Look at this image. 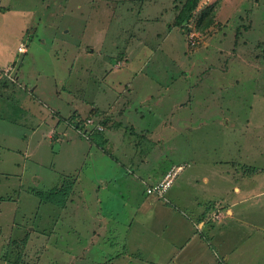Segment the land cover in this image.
Here are the masks:
<instances>
[{
	"label": "rangeland",
	"instance_id": "obj_1",
	"mask_svg": "<svg viewBox=\"0 0 264 264\" xmlns=\"http://www.w3.org/2000/svg\"><path fill=\"white\" fill-rule=\"evenodd\" d=\"M183 2L0 0V56L14 57L0 59V264H119L112 257L138 202L115 178L134 169L146 180L191 160L231 167L226 198L235 205L222 211L251 224L228 237L226 264H264V0H201L181 27ZM128 106L158 134L128 133ZM86 120L106 139L119 137L120 148L87 141L95 130ZM130 141L135 158L121 153ZM137 189L153 195L145 184ZM50 190L59 191L53 203ZM160 201L169 205L166 195ZM99 213L110 230L93 237ZM168 227L157 243L129 231L130 248L151 253L143 262L135 252L133 264L211 258L206 236L201 249L185 228L183 244L168 249Z\"/></svg>",
	"mask_w": 264,
	"mask_h": 264
},
{
	"label": "crops",
	"instance_id": "obj_2",
	"mask_svg": "<svg viewBox=\"0 0 264 264\" xmlns=\"http://www.w3.org/2000/svg\"><path fill=\"white\" fill-rule=\"evenodd\" d=\"M20 34V37L22 38V32ZM0 59H3L4 62L9 63L10 60L14 59V57L8 51L7 54L0 56ZM16 78H18V74L15 76V79ZM128 110L130 120H128L129 125L127 130L130 131L127 132L131 133L132 135L135 134L142 136H154V133L156 131L149 130V123L144 122V124H142V120L146 118L145 115H143L141 112L136 111L135 108H130L129 106ZM109 113H111V110ZM131 113H133L134 116H131ZM73 115V117H80L78 112ZM75 122L79 121L76 120ZM141 125H144L145 127ZM111 126L112 122L109 121L107 128ZM75 127L78 128V125L76 124ZM112 127L118 128L119 125H117V122L115 121V124ZM112 129L110 130V133ZM156 134L158 133H155V135ZM56 135L57 133H55V136ZM53 138V136L50 137V139ZM103 138L105 139L104 144H112L113 148H120L118 146L119 137L116 138V135L114 133H112L111 136L108 137V139H106V137H103L102 135V141ZM60 139L66 140L67 142H70L72 140L73 142H77L75 141V139H73V137H69L65 133L60 136ZM159 139L161 140L162 138L159 137ZM77 140L80 141L79 143L82 142L78 138ZM87 141H90V139H88ZM133 146L135 147V151L132 149ZM128 148H130V150H128L127 153H121L124 155H130L131 158H135L134 153L137 152L136 145H133L130 141L128 142ZM223 163H195V160H191L190 163L187 164L183 163L185 167L182 168V170L177 174L165 194L167 196L166 203L169 204L168 206L160 201V199H165V195L164 197H158L155 194H141L140 192H138L137 188L140 187L142 183L150 189L151 186L156 185L163 178V176L175 165L172 164L170 168H164L163 171H159L158 173L154 174L152 178L148 177L146 178V180L137 175L138 173L137 171L135 172L134 169L127 170L126 175L117 176L115 178L116 182H124L129 186V188L125 191L128 199L135 200L136 202H138V204L134 207V216L129 219V227L127 228V231L124 232L125 240L123 242L124 246L123 248H121L122 251L113 256L112 260L117 262L121 261L119 264H133V254H135V252H138L140 254L139 261H147L145 259H147L151 253L149 252L147 254V251L143 249L142 245H138L137 248L134 247V250L130 248L131 240L129 239V231H133V234L137 235L136 242H140L143 237L147 236L148 239H150L154 243H157L159 239H161V232H163V229L161 228L169 226L167 232L169 233L170 237L168 235V239H165L164 241L162 240V243L167 241L166 244L168 249H174L176 248V245L183 244L184 238H181V236L182 234H184V230L186 232H189V236L192 240H199V244L196 243V246L200 248L202 247L201 245H203L200 240L201 235H205L214 253L213 255L211 254V258L208 261H204V264H226L230 258L228 237L234 231L241 229L240 227L245 228L248 226L247 224L250 223L244 222L243 220H236L234 218V215L236 214L234 211L230 210L227 213H224L222 211V203H227V206L235 205V203H230V197L226 198V194L229 196L231 192V187L229 184H227L231 182V167L230 169H227L226 163ZM199 168L207 169L202 170ZM130 174L133 175V177H131ZM64 181L67 180L64 179ZM98 186L99 185H97V187ZM100 186L101 188L105 187V185ZM99 188L100 187H98L97 192L100 193ZM236 190L237 192L239 191V189ZM213 203L218 207L213 208ZM183 208H188L189 210H191V214L193 217L188 215L186 216V214L182 211ZM210 208L212 209L208 210ZM209 211H213V214L211 213L210 215V218L215 220L213 224H211V220L209 219V216H207V212ZM73 215L74 217L77 216L75 212ZM161 216L164 220H167L170 223L167 224L166 222V224L159 225L158 222L161 221ZM74 217L71 213V219H73ZM94 219H98L100 223L99 226H96L97 229L93 230V237H96V235H105L110 230L107 226L109 220L107 221L105 217H102V215H100V213L96 215ZM155 227H160V230H157ZM183 228L185 229L183 230ZM192 228L195 230V235L191 232ZM197 234L200 236H197ZM69 257L72 260H76L78 256L76 254L72 255V253H70ZM195 258L196 260L199 259L198 249L195 250Z\"/></svg>",
	"mask_w": 264,
	"mask_h": 264
},
{
	"label": "trees",
	"instance_id": "obj_3",
	"mask_svg": "<svg viewBox=\"0 0 264 264\" xmlns=\"http://www.w3.org/2000/svg\"><path fill=\"white\" fill-rule=\"evenodd\" d=\"M201 0H184V2L181 4V9H180V12L177 16V19H176V24L179 26L181 25V27H186L189 25L191 19L193 18V16L195 15V12H200V10L197 11L198 9V6H199V3H200ZM212 8V6H209L207 7V13L208 11H210V9ZM212 10V9H211ZM205 11L202 10L201 12V17L198 19L197 22H201L202 19H203V15H204ZM77 125H78V128H81V122H77ZM93 128V127H92ZM94 129V128H93ZM95 131H93V135L92 137L90 138V140L94 141V143L103 149V144H102V130H97V129H94ZM100 139L97 141L96 138H99ZM68 185H72V184H69L67 183ZM59 191L58 190H50L49 192L46 193V196L45 197V201H48V202H51L53 203V201L51 200V198L53 197V195L55 193H58ZM38 195H41V197H43V195L39 192H37ZM64 194V193H63Z\"/></svg>",
	"mask_w": 264,
	"mask_h": 264
},
{
	"label": "built area",
	"instance_id": "obj_4",
	"mask_svg": "<svg viewBox=\"0 0 264 264\" xmlns=\"http://www.w3.org/2000/svg\"><path fill=\"white\" fill-rule=\"evenodd\" d=\"M85 125L91 126L97 130H102V127L98 123H94L93 120H86ZM181 170L182 166L171 168L156 185L150 187L149 192L158 197H164L173 180Z\"/></svg>",
	"mask_w": 264,
	"mask_h": 264
}]
</instances>
